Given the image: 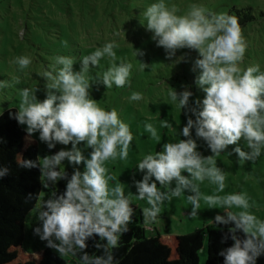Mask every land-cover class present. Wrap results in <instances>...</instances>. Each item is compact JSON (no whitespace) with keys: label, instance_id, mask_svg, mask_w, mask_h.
<instances>
[{"label":"clouds","instance_id":"clouds-1","mask_svg":"<svg viewBox=\"0 0 264 264\" xmlns=\"http://www.w3.org/2000/svg\"><path fill=\"white\" fill-rule=\"evenodd\" d=\"M143 15L146 28L152 33L151 39L165 50L168 60H173L179 49L197 51L199 58L195 65L199 75L195 83L204 93L202 100L194 101L196 107H191V91L186 89L178 94L172 88L168 90L169 100L176 108L182 113L187 110L186 123L178 133L186 139L164 143L162 151L145 154L137 162V170L144 174L141 180L133 183L135 199L147 205L142 209L143 222L145 226L154 223L165 201L170 202L180 197L184 190H190L193 195L186 197L191 206L189 216L196 217L203 203L209 209L224 211V215L214 216V223L233 225L226 238L232 240L231 246L218 252L223 258L222 264H257V259L264 256V220L250 211L254 202L250 204L244 192L202 194L193 181L206 179L216 186L217 193L224 192L225 174L216 166L215 157L241 138L251 150L245 152L239 146L233 149L241 162L261 155L264 148V70L259 65L241 69L247 43L235 15L213 13L196 3L190 4L185 13L178 14L177 7L166 4L165 0H154ZM117 47L118 43L112 40L83 55L78 71L74 70L75 61L71 56H56L55 65L59 67L42 73L50 81L47 85L50 91L42 101L37 100L29 88L17 90L20 99L14 118L26 126V132L29 135L39 132V140L49 149L57 144H71V149L38 157L37 161L22 160L18 156L19 166L38 167L45 189L49 182L55 185L65 178L63 161L84 166L83 171H73L62 194L53 191L46 199H41L42 194H39L35 212L40 226L32 229L34 235L46 242V247L60 256L80 253L78 264H119L114 250L120 246L121 236L128 231L135 212L131 194L126 195L119 182L110 185L115 177L105 167L106 161L128 158L133 134L115 108L106 110L98 106L89 92L90 67L95 68L104 57L114 59ZM133 54L142 53L135 50ZM185 59L186 56L181 55L173 62L179 64ZM15 63L22 70L32 61L29 56L21 55ZM144 66L141 63V67ZM132 68L130 62L112 64L100 74L101 81L105 88L127 86ZM5 84L0 81V88ZM142 98V93L135 91L129 97L132 101ZM160 126L172 128L167 120L160 121ZM144 129L151 138L157 137L153 124L146 123ZM197 140L204 141L213 155L202 157L196 151ZM81 142L91 148L88 158L77 147ZM7 173V168L0 167V178ZM173 181L176 187L170 194L157 186L159 183L166 187ZM237 232L244 234L243 239ZM96 237L100 242H95ZM89 240L94 241L93 247L101 250L102 255H89L86 251Z\"/></svg>","mask_w":264,"mask_h":264},{"label":"rangeland","instance_id":"rangeland-1","mask_svg":"<svg viewBox=\"0 0 264 264\" xmlns=\"http://www.w3.org/2000/svg\"><path fill=\"white\" fill-rule=\"evenodd\" d=\"M154 0H0V81L6 82L0 88V115L6 110L17 111L19 103L18 89L29 88L34 91L37 100L42 101L50 91V83L42 76L45 70L54 71L56 56H71L75 63L74 70H79V59L90 54L97 47L108 41L115 40L118 47L114 49L115 58L104 57L95 68L90 67L88 73L90 96L96 100L98 106L110 110L115 108L118 116L129 125L133 134L130 143L128 158L125 161H106L105 167L115 177L110 185L119 182L124 186L125 194H131L134 217L141 218L142 209L146 207L144 201L135 199L136 188L133 181H139L143 172L136 168L137 162L145 154L162 151V145L176 142L177 139H186L178 135L186 123L187 110L182 113L175 103L168 97V90L172 88L178 94L184 90L204 95L195 81L199 69L195 61L199 58L196 50L179 49L173 60L166 58V52L158 47L151 39L152 33L146 28V18L143 13ZM168 5H175L178 14H183L192 3L203 5L213 13L224 12L230 14L234 9L249 10L254 20L245 27H241L242 35L247 48L240 67L243 70L249 66L259 65L264 70V0H165ZM139 50L142 54L135 56ZM21 55L29 56L32 63L25 69H19L15 59ZM185 55V61L176 64L175 58ZM130 62L133 65V75L129 77L130 84L117 88H105L100 74L112 64ZM143 63L144 67H141ZM190 75V82L184 79L183 74ZM143 76L137 83L134 80ZM167 78H164V77ZM176 78L170 80L168 77ZM143 89H137V84ZM142 93L140 101L129 99L131 93ZM191 106V105H190ZM181 114L183 118L179 119ZM194 119V117H193ZM167 120L172 128L160 126V121ZM146 123L153 124L157 129V137L151 138L144 129ZM25 130L26 126L19 124ZM26 131V130H25ZM173 131H175V134ZM38 145L39 157L54 155L61 149H71V144L65 146L57 144L49 149L45 142L39 140V132L30 135ZM192 136L195 139L194 130ZM196 151L202 157L212 156L207 144L197 140ZM241 147L245 152L251 150L241 138L237 144L229 145L219 156L215 157L216 166L225 174V189L222 193L216 192V186L208 180L193 181L202 194L224 195L226 193L244 192L250 198L253 206L250 211L259 219L264 220V148L261 155L253 160L240 161L233 151ZM77 147L85 158L89 157L91 148L81 142ZM65 172L72 175L74 170H84L83 164H69L67 160L61 165ZM188 175L187 173H182ZM154 179V178H153ZM162 192H168L176 187L173 181ZM193 195L190 190H184L182 195L161 206L157 220L145 226L147 237L156 234L160 236H182L202 230L213 224L215 215H224L220 209H209L201 204L196 217H191V209L186 197ZM48 198L43 194L41 199ZM24 250L34 253L43 250L46 242L41 241L33 234L32 229L39 227L35 209L26 220ZM58 243V242H57ZM57 253L54 249L50 248ZM77 256H63L70 264H78ZM206 251L202 249L198 255L199 264H204Z\"/></svg>","mask_w":264,"mask_h":264},{"label":"trees","instance_id":"trees-1","mask_svg":"<svg viewBox=\"0 0 264 264\" xmlns=\"http://www.w3.org/2000/svg\"><path fill=\"white\" fill-rule=\"evenodd\" d=\"M229 15H235L241 27L247 26L254 20L249 10L234 9ZM133 74L134 72L130 73V76ZM183 76L187 82H190L189 74L184 73ZM143 78L141 76L134 82L137 83ZM168 78L176 80L171 76ZM140 84H137V89H142ZM201 96L202 98L193 93L190 98L191 107H196L194 101L202 100L204 95ZM15 112V109H9L0 115V167L8 169L7 175L0 178V264H70L50 248L34 253H27L24 250L26 220L38 203L37 197L39 194L49 195L53 191L57 195L62 194L71 175L65 172L64 179L55 185L49 182V187L45 189L41 183V172L38 167L27 169L19 166L18 156L22 160L37 161L39 149L35 140L14 118ZM10 113L13 114L12 117ZM183 117L181 114L179 119ZM232 227L231 224L213 222L207 228L182 236L156 234L147 237L142 219L134 217L133 223L128 226V231L121 236L120 246L114 250L115 259L119 264H199L198 255L202 249H205L204 264H222L223 258L218 252L231 246L232 240L226 238ZM236 234L243 239V233ZM95 242H100V238L96 237ZM93 243L92 240L88 241L86 251L89 255H102V251L93 247ZM257 264H264V256L257 259Z\"/></svg>","mask_w":264,"mask_h":264}]
</instances>
